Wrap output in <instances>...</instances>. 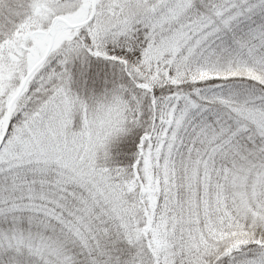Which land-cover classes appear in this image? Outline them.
Here are the masks:
<instances>
[{
    "label": "snow or ice",
    "instance_id": "1",
    "mask_svg": "<svg viewBox=\"0 0 264 264\" xmlns=\"http://www.w3.org/2000/svg\"><path fill=\"white\" fill-rule=\"evenodd\" d=\"M0 264H264V0H0Z\"/></svg>",
    "mask_w": 264,
    "mask_h": 264
}]
</instances>
